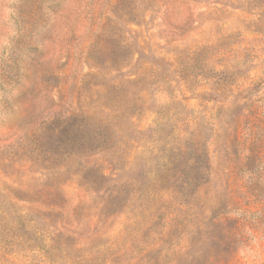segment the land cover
<instances>
[{"label":"rangeland","instance_id":"rangeland-1","mask_svg":"<svg viewBox=\"0 0 264 264\" xmlns=\"http://www.w3.org/2000/svg\"><path fill=\"white\" fill-rule=\"evenodd\" d=\"M196 143L209 182L152 203L158 238L190 251L201 234L199 264H264V0H0V264L103 250L145 167L180 170ZM115 186L104 207L124 213L106 220L93 199Z\"/></svg>","mask_w":264,"mask_h":264},{"label":"trees","instance_id":"trees-1","mask_svg":"<svg viewBox=\"0 0 264 264\" xmlns=\"http://www.w3.org/2000/svg\"><path fill=\"white\" fill-rule=\"evenodd\" d=\"M101 69L104 70L105 76L113 75V72L108 71L103 66H101ZM116 79H118V76L110 80ZM192 133L196 134V132L188 131L189 136H191L190 143L197 141L195 134ZM192 145L195 150L198 148L199 154H195L196 157L188 156L185 160L186 166L180 170H174L171 167L159 170L160 166L157 170H150L145 167L146 170L143 171V174H145L144 178L146 181L144 182L145 185L142 187V189L145 190H143L141 194L146 199L138 206V210L134 211L132 210L133 207L129 206L130 212L129 216H127V223L125 224L124 230L117 237L106 240L107 242H104L102 245L105 246L103 250H98L99 248H97L96 244L101 240L97 236H94L91 239V243L95 244L94 247H92L93 249L90 251H88L89 249H82V251L85 252L83 257H85L79 264H175L176 261L177 264H183L182 262L184 261H189L191 264H199L197 260L199 256L197 255H199L200 227L203 225V222H199L198 219L189 221L188 226L193 227V231H195L197 236L200 234L192 240L193 245L190 251L187 249L185 250L184 246L176 244L177 236L175 233L168 234L169 242L159 239L158 236L162 235V232H159L156 224H153V222L151 224L150 222L152 203L161 199L165 192L172 193L175 198L182 199L183 197H188L196 202L200 201L199 196H201L202 190H204L202 186L209 182L208 180L204 182V175L206 174L207 176V174L210 173L211 167L192 162L200 160V155L202 154L203 156V149H205L204 145L201 143ZM97 156L98 154H92V152L80 155V163L82 166L80 172L75 175L80 177V175L87 170L88 166L93 165L95 161L94 158ZM110 180L115 182V184L120 181V179ZM132 184L136 187L135 190L139 191V187L134 182H132ZM116 193L117 186L109 188V192L105 199L101 201H98V197L93 199L94 202H98L96 208L97 215H105L106 220H108L124 213L123 210H119L118 201H116V210L112 212L106 210V207H104L105 204H108L110 199L115 198ZM179 204H181V202H179ZM230 205H232L234 209H237L236 205H238V203L233 201L228 207H230ZM125 207L128 209L127 206ZM233 208L231 209L233 210ZM205 209L206 208H204V210ZM225 211H227V208ZM100 222L106 223V221L102 219ZM167 225L181 226L176 219L167 222ZM185 234H189V232L187 231ZM57 237H65L67 239L74 238L64 233L58 234ZM158 240L160 242H158ZM160 243L163 244L162 247L157 248L159 247L157 245Z\"/></svg>","mask_w":264,"mask_h":264}]
</instances>
